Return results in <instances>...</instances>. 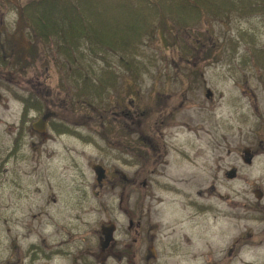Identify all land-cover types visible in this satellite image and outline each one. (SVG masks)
<instances>
[{
	"label": "rangeland",
	"instance_id": "rangeland-1",
	"mask_svg": "<svg viewBox=\"0 0 264 264\" xmlns=\"http://www.w3.org/2000/svg\"><path fill=\"white\" fill-rule=\"evenodd\" d=\"M15 4L16 0H0V37L2 47L9 52L13 39H19L14 34L17 19L11 5ZM183 27L173 36L162 32L159 36L155 32L146 34L140 43L141 53L134 56L139 72L133 77L118 62L119 57H115L118 53H111L106 71H112L116 81L112 78L111 82L115 86L108 85L107 73L105 89L92 88L85 94L87 98L79 97L74 77L66 76L74 68L80 74H89L87 63H93L100 76L104 58L99 55L101 58L80 59L76 52L70 55L72 63H66L54 39L44 43L51 60L45 64L47 68L38 65L34 71L41 78L46 77L43 81L56 93L55 98L61 101L68 96L66 104L74 105L72 115H65L57 108L52 121L59 117L70 126L79 125L78 131L88 137L92 132L88 124L96 122L95 111L101 104L111 105V109L119 112L118 104L128 102L122 108V113L131 118L127 123L136 122V117H143L145 122L152 110L149 121L152 125L158 122V114H154L161 100L172 99L159 95L171 92L177 97L188 90L186 104H176L178 110L174 109L170 116L173 121L164 129L168 142L183 150L186 159L170 152V164L164 173L167 179H159L158 185L151 182L142 194V201L138 198L137 204L132 205L147 218L141 222V241L134 242L135 226L128 228L130 218L124 212L127 208L123 207L134 202L135 197L129 201L123 199L120 210L116 190L105 195L109 199L108 208L99 204L101 195L95 194L98 190L92 185L94 174L90 166L102 161L95 144L84 142L80 136L58 138L51 132L47 133L50 141L37 144L39 134L31 133L30 140L35 139L36 151L28 145L25 159H7L8 148L17 133L8 130L7 125L17 117L4 112L0 104V167L3 166L0 264H90V260L94 264H264V155L257 156L253 165L248 166L237 162L235 152L239 143H248V127H254L256 138L264 133V68L261 67L264 65L258 66L252 61L255 49L264 50V13L219 16L203 23L199 19ZM173 39L181 62L172 57ZM231 40L237 42L235 49ZM22 43L28 45L26 40ZM16 45L22 44L19 41ZM186 47L195 49L186 54ZM204 51L213 56L205 58ZM3 75L0 72V92L9 97L6 92L9 83L3 80ZM186 77L192 80L187 86L180 83ZM20 87L23 92L24 87ZM12 88L20 90L14 85ZM206 89L212 92L209 99L205 97ZM151 95L154 102L150 99L151 103L146 104ZM16 107L14 102L13 112ZM251 113L253 121L243 116V121L236 124V116L247 114L249 117ZM236 126L242 136H238ZM93 138L102 144L98 136L93 134ZM236 164L241 166L240 176L227 177L226 171ZM112 166L131 182L135 180V167L119 162ZM122 173L118 174V180L122 179ZM163 181L173 182L176 189L162 188ZM257 189L263 192L262 198L255 196ZM194 204L202 209L197 210ZM132 220L135 224L136 215ZM109 221L117 226L116 240L101 253L94 233L99 231L101 223ZM60 226L72 230V238L62 233ZM61 237L65 239L66 253L56 254ZM32 244L37 249H32ZM235 246L236 250L229 254Z\"/></svg>",
	"mask_w": 264,
	"mask_h": 264
},
{
	"label": "trees",
	"instance_id": "trees-1",
	"mask_svg": "<svg viewBox=\"0 0 264 264\" xmlns=\"http://www.w3.org/2000/svg\"><path fill=\"white\" fill-rule=\"evenodd\" d=\"M16 12L14 34L19 39H13L14 45L7 52L0 37V72L26 75L38 65L47 68L51 59L46 55L44 43L54 39L57 51L70 63V55L76 52L80 59L101 58V55L106 61L100 66V76L93 63L86 64L89 74H80L74 68L81 79L79 87L86 89L87 85L94 84V78L98 83L105 79L104 67L109 65L111 53H118L115 57H119L118 62L127 72L134 68L133 72L138 73L134 56L141 53L140 43L146 34L155 32L159 36L162 32L173 36L178 29H184L183 24L199 19L203 23L219 16L264 13V0H17ZM1 28L0 21V34ZM24 40L28 41L27 46L23 45ZM19 41L21 46L16 45ZM231 41L235 49L237 42ZM174 43L173 39L172 57L181 62ZM193 50L185 48L189 54ZM258 50L259 55L264 53ZM123 55L127 58L122 59ZM212 56L211 52L204 51L205 58Z\"/></svg>",
	"mask_w": 264,
	"mask_h": 264
},
{
	"label": "flooded vegetation",
	"instance_id": "flooded-vegetation-1",
	"mask_svg": "<svg viewBox=\"0 0 264 264\" xmlns=\"http://www.w3.org/2000/svg\"><path fill=\"white\" fill-rule=\"evenodd\" d=\"M150 99L152 103L154 102L152 97H148V101H146L145 103H151ZM50 101L51 100H46V102L48 103ZM184 102L185 100H181L180 102H178V105L181 106ZM168 103H172V101H168V97L162 99L159 103V106L157 107V111H161L163 115H165L169 110L166 105ZM118 105L122 106V108L124 106H128L126 105V103L123 105ZM142 105H144V103H142ZM122 108H120L118 112L114 109H111V105H106L104 122L103 124L99 125L102 128V147L100 149V147L97 145V151L99 152L100 157L103 160L102 167L105 169V173L107 174L104 180L99 183H94L93 186L98 187L99 191L95 192V194L98 195L99 193L104 194L105 192H107V189L109 190L110 188L116 186L121 182L123 183V186H119L118 188L120 189L122 197H128L131 193L134 192L136 202H138V198L141 202L142 194H145L148 189V182H150L149 178L164 176L166 168L170 164V160H167L169 150H172V152H176L180 158L186 159V156L184 154V151L180 150L178 146L175 147L174 144L168 142L167 136L164 134V130L161 129V126L164 124V119L159 118V123L156 122L155 124L151 125L147 122H144L143 117H136V122L127 123V118L129 119V121L131 120V118L126 117V115L122 113ZM26 109L27 108L25 107H21V110L23 112ZM46 109L47 107H44V110ZM34 111L37 112V109L35 107ZM113 113L117 116L114 117ZM121 113L122 117H120ZM139 114H141V112H139ZM163 115L159 117H162ZM243 116L247 121L249 119L252 121L254 120L252 113L249 115V117L247 114H239L238 116H236V124H239L243 121ZM26 123L27 122L22 123L21 121H19L15 127L8 126V129L13 128L15 129V131H17V133L15 132L16 137L12 139L11 148H8L9 154H7V159L14 158L15 155H19V153L24 151V147L30 142V138L25 133V131L21 132V129L24 128ZM236 129L238 131V136H242V132H240L238 126H236ZM247 131L246 134L249 135L248 143H239L235 148V152L237 153V162L240 161L248 166H252L257 156L264 155V133L261 134L259 138H256L254 134V127H248ZM167 143H169L172 148L168 146ZM127 155H129L136 162V171L134 176L135 180L133 182H131L125 174H123L111 164L114 160L122 162L123 159H127ZM246 159L249 163H245ZM240 168L241 166L237 164L233 167L235 171V177H237L238 175L240 176ZM2 169L3 166L1 165L0 172ZM111 170L113 172V177H110ZM119 173H122L121 180L117 179ZM138 209V207L134 208L132 206V208L129 210L124 209V212L128 216H135L136 212L140 213V210ZM141 222L142 221L140 219L135 224L136 228H138V235H140L141 231H143ZM132 226L133 223L130 221L129 228H132ZM60 227L62 228V233H67L68 235H70V238L72 237L73 234L71 230H65L62 226ZM96 234L98 236V239L100 240L102 237L101 232L97 231ZM139 238L141 239V235L139 236ZM64 240L65 239L61 237V241L58 247H62V243ZM104 252L101 251V253ZM90 264H94V262L91 261Z\"/></svg>",
	"mask_w": 264,
	"mask_h": 264
},
{
	"label": "water",
	"instance_id": "water-1",
	"mask_svg": "<svg viewBox=\"0 0 264 264\" xmlns=\"http://www.w3.org/2000/svg\"><path fill=\"white\" fill-rule=\"evenodd\" d=\"M210 94H211L210 91L207 90L206 96L209 97ZM228 176H232V175H231V172L228 173ZM258 197H259V194H258ZM107 232H108V233L111 232V227H110V228H107ZM107 239H108V240H107V242H108V241L111 239V237L108 236Z\"/></svg>",
	"mask_w": 264,
	"mask_h": 264
}]
</instances>
